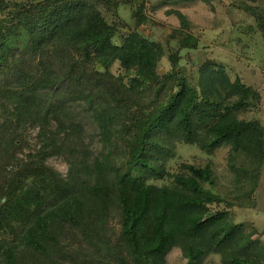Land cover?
<instances>
[{
  "label": "trees",
  "instance_id": "16d2710c",
  "mask_svg": "<svg viewBox=\"0 0 264 264\" xmlns=\"http://www.w3.org/2000/svg\"><path fill=\"white\" fill-rule=\"evenodd\" d=\"M107 2L0 0V264H166L174 247L186 264L210 255L218 261L209 264H264V244L228 210L210 208L231 204L210 188L211 161L169 164L179 143L208 154L227 145L235 191L251 193L264 125L240 113L259 94L211 61L192 79L177 52L160 72L159 42L136 30L113 42L116 27L98 8ZM243 7L263 29L264 10ZM176 35L180 48L196 46L192 34ZM51 157L67 164L64 174Z\"/></svg>",
  "mask_w": 264,
  "mask_h": 264
},
{
  "label": "rangeland",
  "instance_id": "374dc122",
  "mask_svg": "<svg viewBox=\"0 0 264 264\" xmlns=\"http://www.w3.org/2000/svg\"><path fill=\"white\" fill-rule=\"evenodd\" d=\"M142 1L145 20L137 25L134 12ZM244 5L264 10V0H108L107 4L102 3L98 8L108 23L116 27L112 38L115 44H120L125 32L136 30L148 40L162 45L163 56L158 62L160 72L170 70L169 54L177 52L178 65L194 80L197 78V69L205 61L221 65L230 80L239 77L259 94L257 105L241 112L240 117L256 119L264 125V28L258 27V21L244 9ZM169 9L179 10L190 24L185 29L180 27L178 17L166 12ZM177 29L192 34L196 38V46L180 48ZM112 71L115 74L118 72L117 63L113 65ZM78 102L82 103V100ZM78 114L81 116L83 111L80 109ZM81 122L85 141L96 152L100 147L96 126L89 115L84 114ZM34 131H28V138L32 141ZM227 152V145L208 154L195 145L179 143L169 164L179 161L203 164L211 161L216 183L210 188L231 204H211L210 208L228 210L234 222L241 223L247 232L252 233L253 238L264 244V161L253 191L246 194V184L235 191L234 186L237 185L234 178L237 175L229 167ZM47 163L62 174L66 172L67 164L59 157H51ZM238 176L236 179L245 181L242 172ZM185 261L177 247L172 248L166 256V264H186ZM217 261L216 255H210L203 264Z\"/></svg>",
  "mask_w": 264,
  "mask_h": 264
}]
</instances>
